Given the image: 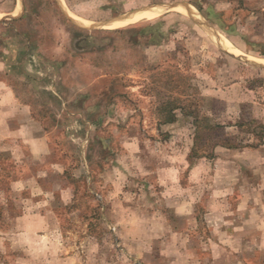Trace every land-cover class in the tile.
<instances>
[{
    "label": "rangeland",
    "instance_id": "1",
    "mask_svg": "<svg viewBox=\"0 0 264 264\" xmlns=\"http://www.w3.org/2000/svg\"><path fill=\"white\" fill-rule=\"evenodd\" d=\"M262 53L264 0H0V264H264Z\"/></svg>",
    "mask_w": 264,
    "mask_h": 264
},
{
    "label": "bare ground",
    "instance_id": "2",
    "mask_svg": "<svg viewBox=\"0 0 264 264\" xmlns=\"http://www.w3.org/2000/svg\"><path fill=\"white\" fill-rule=\"evenodd\" d=\"M169 12H176L182 15H187L189 12L188 15H191L195 13V9L190 4L184 2L176 3L170 6L163 4H155V5L147 6L146 8L134 10L132 12L126 13L120 17H117L113 20L104 23H92V22L89 23L76 18L75 15L73 14L70 15H72L71 18L73 20H76L75 22L79 23L77 24L79 27L92 28V29H106L112 31V30L125 29L127 27L136 25L143 21H152ZM190 18L192 17L190 16ZM195 18L197 19V21H200L199 23L202 26V28H204L207 31L212 41L217 46H219V48H221L224 51H232V46H230V44L223 39L225 37L217 29L213 28L207 22H204L202 19H200L199 15L195 16Z\"/></svg>",
    "mask_w": 264,
    "mask_h": 264
},
{
    "label": "crops",
    "instance_id": "3",
    "mask_svg": "<svg viewBox=\"0 0 264 264\" xmlns=\"http://www.w3.org/2000/svg\"><path fill=\"white\" fill-rule=\"evenodd\" d=\"M58 2H61V4L63 3V0L62 1H60V0H57ZM147 7V6H146ZM146 7H144V8H146ZM139 9H141V8H139ZM133 10H137V9H133ZM133 10H131V11H133ZM129 12V11H128ZM70 13V12H69ZM127 13V12H126ZM70 14H72V13H70ZM125 14V13H124ZM74 15V14H73ZM123 14H121V15H118V16H115V17H113V18H111V19H108V20H105V21H102V22H93V21H91V22H93V23H104V22H107V21H110V20H113V19H115V18H117V17H120V16H122ZM163 16V15H162ZM76 17V16H75ZM76 18H78V17H76ZM78 19H80V18H78ZM80 20H82V21H85V22H89L88 20L86 21V20H83V19H80ZM91 22H89V23H91ZM79 24V23H78ZM87 26V25H86ZM106 30V29H105ZM120 30V29H119ZM111 31V30H110ZM113 31V30H112ZM4 87H6L5 85H3ZM6 89V88H5ZM4 89V91H5V93H7L8 95H5L4 94V92H2V93H0V96H6V98H7V100H8V104H5V105H0V118H2L4 121H5V123H6V119L10 116V111H5V110H10V108H13V109H19V106H20V108H22V107H25V106H22L21 104H20V102H18V100L15 98V96H14V94L12 95V93H9V90H8V92H6V90ZM22 106V107H21ZM5 109V110H4ZM18 116H21V118H20V122H24V121H26V122H29L28 120H26V114L23 112V113H21V112H15L14 114H13V117L15 118V117H18ZM18 118V119H19ZM32 120V119H31ZM32 121H34V120H32ZM4 123V125H6ZM34 123H35V121H34ZM28 124H30V123H28ZM25 132V131H24ZM1 134H3V138H9L8 136H10V134L11 133H6V131L5 130H3V131H0V135ZM12 136H14V134H12ZM31 137V139L32 140H41V139H44L45 137L43 136V135H37V136H30ZM15 138H21V139H27V138H29L28 136H27V134L26 133H24V134H21V131L20 130H18V131H15ZM45 148L46 147H44V144H42V147H41V151L40 152H37V151H35V156H37V154H38V156L40 157V156H42V155H44V154H46L45 153Z\"/></svg>",
    "mask_w": 264,
    "mask_h": 264
},
{
    "label": "trees",
    "instance_id": "4",
    "mask_svg": "<svg viewBox=\"0 0 264 264\" xmlns=\"http://www.w3.org/2000/svg\"><path fill=\"white\" fill-rule=\"evenodd\" d=\"M196 8L198 9V11H201V8L200 7H198L197 5H196ZM164 16V15H163ZM162 17V16H161ZM118 31V30H117ZM262 57H264V53H262Z\"/></svg>",
    "mask_w": 264,
    "mask_h": 264
},
{
    "label": "water",
    "instance_id": "5",
    "mask_svg": "<svg viewBox=\"0 0 264 264\" xmlns=\"http://www.w3.org/2000/svg\"><path fill=\"white\" fill-rule=\"evenodd\" d=\"M164 5L170 6V5H173V4H164ZM188 14H189V12H188ZM82 28H85V27H82ZM86 29H92V28H86ZM225 52H228V51H225Z\"/></svg>",
    "mask_w": 264,
    "mask_h": 264
}]
</instances>
